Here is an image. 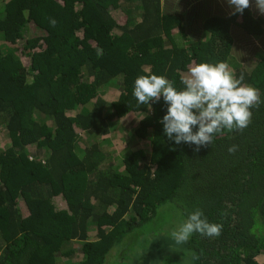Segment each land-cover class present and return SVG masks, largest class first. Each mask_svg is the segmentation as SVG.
I'll return each instance as SVG.
<instances>
[{
    "label": "trees",
    "instance_id": "trees-1",
    "mask_svg": "<svg viewBox=\"0 0 264 264\" xmlns=\"http://www.w3.org/2000/svg\"><path fill=\"white\" fill-rule=\"evenodd\" d=\"M231 23L210 19L213 38L195 41L162 0H0V264H128L132 249L145 264H264V58L233 73L260 93L247 127L199 150L164 135L162 98L132 95L141 75L181 90L190 66L227 64L215 30ZM129 114L141 118L127 132ZM114 129L130 136L116 162ZM197 209L218 236H166L167 213L182 224Z\"/></svg>",
    "mask_w": 264,
    "mask_h": 264
},
{
    "label": "clouds",
    "instance_id": "clouds-1",
    "mask_svg": "<svg viewBox=\"0 0 264 264\" xmlns=\"http://www.w3.org/2000/svg\"><path fill=\"white\" fill-rule=\"evenodd\" d=\"M233 14H242L251 0H226ZM257 9L264 13V0H255ZM244 77L236 78L225 62L199 63L188 68L181 77L183 89L177 90L162 75L138 76L132 95L138 105L163 102L167 110L160 123L164 135L174 144L201 146L211 144L214 135L223 130L243 129L251 118V107L260 99L259 90L242 84ZM230 148L229 151H234ZM221 226L209 223L197 209L189 214L179 229L172 233L177 243L187 241L193 233L208 237L218 236Z\"/></svg>",
    "mask_w": 264,
    "mask_h": 264
},
{
    "label": "crops",
    "instance_id": "crops-1",
    "mask_svg": "<svg viewBox=\"0 0 264 264\" xmlns=\"http://www.w3.org/2000/svg\"><path fill=\"white\" fill-rule=\"evenodd\" d=\"M162 9L164 14L182 15L187 25L185 35L195 41H209L213 38L212 34L202 31L204 22L210 19L232 20L233 23H231L229 29L221 28L220 30H215L217 34L224 36H216L221 38L222 47H230L227 65L232 74L237 68L239 69L248 65L251 66V64H254L259 59L264 58V13H261L257 9L255 0H251L249 7L244 11H248L258 21L256 25H254V29H260L258 35L251 33L250 30H246L243 27L241 24V15L239 13L233 14L234 10L228 5L226 0H162ZM225 30L228 34L227 37L224 35ZM179 33V30L173 31V34ZM120 82L121 81L115 83V86H121ZM113 86L114 84L111 85V90L109 92L115 97L116 89L115 86L112 88ZM119 95L112 101L116 100ZM140 118L141 116L138 114H129L120 121V125L125 129H129L127 132H130L136 128ZM114 130L112 134L118 133L117 136L120 138V142L122 141L125 143L127 138L130 140L129 133L122 135L119 131ZM108 141H110V139H108ZM110 146H112L111 148H115V150H120L112 155V157H114L112 161L114 162H116V159L120 156L122 151H124L123 154H125L128 150L125 144L119 145L115 142L112 144L108 143L104 151H109V149H111Z\"/></svg>",
    "mask_w": 264,
    "mask_h": 264
},
{
    "label": "rangeland",
    "instance_id": "rangeland-1",
    "mask_svg": "<svg viewBox=\"0 0 264 264\" xmlns=\"http://www.w3.org/2000/svg\"><path fill=\"white\" fill-rule=\"evenodd\" d=\"M123 19V17H120V18H118V21H120V20H122ZM30 28H31V33L29 34V36L30 35H33L35 32H37L36 31V29H35V26L34 25H31L30 26ZM28 35H24V38H26V39H28V37H29ZM24 42V41H23ZM114 86H115V83H114ZM114 86L112 87V88H114ZM120 85H117V86H115V89H116V93H115V97H113V96H111V99L113 100V99H115L118 95H119V90H120ZM118 99V98H117ZM116 99V100H117ZM116 100H114V101H116ZM115 131V130H114ZM117 134L118 133H115V134H112L111 135V137H110V143H115V142H117L119 145H122V144H124L122 141L120 142L119 141V137L117 136ZM0 147L6 142V140L4 141V139H2L1 137H0ZM112 146H110V148H111ZM104 148H106V147H104ZM109 150H114L113 148H111V149H109ZM125 150V149H124ZM123 152L124 151H122L121 152V154H120V156L116 159V161H118L119 159H121V155L123 154ZM120 153V152H119ZM170 206H165L164 208H163V210L165 211V212H168V211H170ZM168 214V216H169V219H168V227H167V230H175V231H177L176 229L178 228V227H180V225H181V219H180V216L177 214V213H174V212H169V213H167ZM166 221H164L163 223H165ZM93 236V235H92ZM166 236H168V237H171V238H173V236H172V233H168V234H166ZM94 237V236H93ZM134 249H135V247H134ZM177 250H179V249H176V248H173L171 251H169V252H171V253H168V254H166V256H169V255H171V254H173V253H177L178 251ZM166 252V251H165ZM137 252H134L133 251V249L129 252V254H128V256H129V258H130V261L128 262V260H127V262H128V264H145L144 263V261H145V259L143 260V261H140V259H141V255L139 254H137ZM155 264H166V263H163V262H161V263H155Z\"/></svg>",
    "mask_w": 264,
    "mask_h": 264
}]
</instances>
